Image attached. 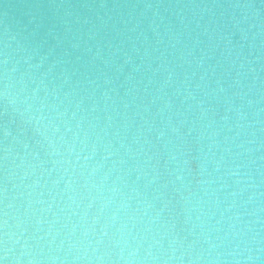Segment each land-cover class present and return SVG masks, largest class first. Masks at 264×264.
<instances>
[{"label": "water", "instance_id": "water-1", "mask_svg": "<svg viewBox=\"0 0 264 264\" xmlns=\"http://www.w3.org/2000/svg\"><path fill=\"white\" fill-rule=\"evenodd\" d=\"M0 264H264V0H0Z\"/></svg>", "mask_w": 264, "mask_h": 264}, {"label": "snow or ice", "instance_id": "snow-or-ice-1", "mask_svg": "<svg viewBox=\"0 0 264 264\" xmlns=\"http://www.w3.org/2000/svg\"><path fill=\"white\" fill-rule=\"evenodd\" d=\"M3 191V189L2 188H0V192H2Z\"/></svg>", "mask_w": 264, "mask_h": 264}]
</instances>
